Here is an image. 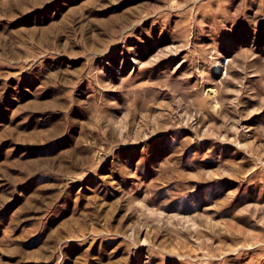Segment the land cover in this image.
<instances>
[{
	"label": "rangeland",
	"instance_id": "rangeland-1",
	"mask_svg": "<svg viewBox=\"0 0 264 264\" xmlns=\"http://www.w3.org/2000/svg\"><path fill=\"white\" fill-rule=\"evenodd\" d=\"M0 264H264V0H0Z\"/></svg>",
	"mask_w": 264,
	"mask_h": 264
}]
</instances>
